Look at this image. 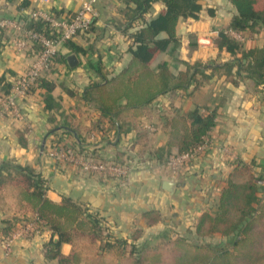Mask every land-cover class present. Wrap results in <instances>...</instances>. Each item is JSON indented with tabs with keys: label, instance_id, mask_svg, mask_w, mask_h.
Listing matches in <instances>:
<instances>
[{
	"label": "crops",
	"instance_id": "0c3cea01",
	"mask_svg": "<svg viewBox=\"0 0 264 264\" xmlns=\"http://www.w3.org/2000/svg\"><path fill=\"white\" fill-rule=\"evenodd\" d=\"M30 1L24 6L23 0H0V74L5 73L10 80L24 72L36 55L34 43L27 38L24 19L41 10L70 16L85 0ZM200 2L203 7L198 18H180L178 46L156 53L152 66L167 61L173 71L180 72L197 60L223 62L235 57L216 43L217 31L230 25L238 12L235 4L232 0ZM95 6L92 28L73 38L83 50L63 45L48 75L55 82L50 91L55 105L47 107L48 91L37 86L19 100L21 117L3 113L0 107V165L15 161L33 167L47 179L50 199L59 202L70 196L84 202L99 211L118 236L131 240L138 231L134 241L147 245L158 240L156 245H163L167 238L187 236L190 231L195 234L199 212L217 201L228 178L242 172L249 175L245 179L253 174L264 177V84L248 77L235 83L221 69L198 89H176L159 95L137 120L126 111L121 119L136 121L129 124L128 131L117 135L113 127L105 131L96 125L100 111L83 98L82 91L100 78L99 66L113 76L129 64L133 44L130 32L143 19L125 30L126 0H97ZM165 7L163 0L155 1L145 19ZM244 35L246 48L264 45V28L246 30ZM71 53L78 57L75 65L68 60ZM236 69L235 66L233 71ZM196 106L205 112L215 110L217 122L202 152L178 160L179 147L169 141L179 124L170 120ZM105 121L108 127L110 122ZM65 122L70 123L68 130ZM53 144L72 148L79 158L87 151L95 152L124 171L88 172L78 162L50 155ZM226 146L233 149V156L225 151ZM164 177L179 182L174 194L163 189ZM256 179L264 183V179ZM21 191L10 184L0 188V264H59L57 258L46 254L44 244L52 235L50 229L32 237L18 234L7 250L2 240V220L26 210L22 208L27 202ZM149 210H158L159 219L151 220L146 214ZM100 243L97 239L96 248ZM72 248V243H62L63 253H70ZM83 255L82 264L102 256L88 250H83Z\"/></svg>",
	"mask_w": 264,
	"mask_h": 264
},
{
	"label": "trees",
	"instance_id": "16d2710c",
	"mask_svg": "<svg viewBox=\"0 0 264 264\" xmlns=\"http://www.w3.org/2000/svg\"><path fill=\"white\" fill-rule=\"evenodd\" d=\"M155 1L126 0L125 30L143 19V23L130 32L133 38L129 49L132 58L113 76L99 66L100 78L93 80L82 91L83 98L100 111L96 125L105 131L113 127L116 135L128 131L133 121L136 124L135 120L146 114L149 105L159 95L176 89H198L221 69L235 83L248 77L264 84V45L246 48L243 40L224 30L231 28L244 34L246 30L255 32L264 28V0H232L238 12L230 25L220 30L216 43L235 55L233 59L223 62L216 59L197 60L188 63L186 70L180 72L173 71L167 61L152 66V58L160 51L178 46L177 24L180 18H198L203 5L200 0H163L166 7L157 15L145 19ZM30 2L23 0V5L27 6ZM24 20L26 29L51 34L44 18L30 16ZM162 32L167 34L162 35ZM64 45L76 51L83 50L73 39L67 40ZM34 47L39 51L43 46L35 40ZM238 52H241L240 56ZM235 66L236 72L233 71ZM53 68L39 76L31 88V92L37 86L47 89L48 108L55 105L50 92L55 82L48 78ZM13 81L5 73L0 74V92H10ZM126 111L135 120H122ZM216 117L215 110L205 112L200 106L173 117L170 122L179 124V128L169 141L170 145L176 144L181 154L203 144L216 125ZM106 119L110 127H106ZM64 124L68 130L70 123ZM93 155L100 157L95 152ZM258 178L264 179L260 175ZM9 184L22 190L27 204L22 207L26 209L24 212L2 220V240L12 237L21 223H33V227L25 233L29 237L50 229L52 235L44 244L46 254L57 258L59 264H82L83 250L100 255L111 254L118 259V264H264V183L253 176L245 180L228 178L220 189L216 203L202 209L197 216V238L219 233L231 237L229 245L204 243L179 235L163 245L146 246L134 241L138 231L131 235V240L130 237L118 236L106 224V218L84 202L70 196L59 202L50 199L47 196V179L43 174L15 161H4L0 165V188ZM146 214L151 220L160 216L158 210H149ZM97 239L101 241L98 248L95 245ZM63 242L73 244L70 253L62 252Z\"/></svg>",
	"mask_w": 264,
	"mask_h": 264
},
{
	"label": "built area",
	"instance_id": "2783aa9c",
	"mask_svg": "<svg viewBox=\"0 0 264 264\" xmlns=\"http://www.w3.org/2000/svg\"><path fill=\"white\" fill-rule=\"evenodd\" d=\"M97 0H85L79 9L70 16H59L53 11H35L33 16L44 18L51 29V34L26 29L27 38L33 43L35 40L41 42L42 48L36 51L35 59L30 66L22 73L14 77V84L10 92L4 94L0 92V107L3 113H11L14 116L21 117V110L19 107V100L27 96L31 92V88L36 82L37 78L46 71H49L55 64V57L59 54L60 48L64 43L73 39L80 33L88 32L93 25V19L96 13ZM6 24V22H3ZM221 29L217 32L219 33ZM234 37L243 40L245 35L241 32L231 28L224 29ZM208 140L196 148L181 153L176 159L183 160L189 158L196 152H202L206 148ZM54 145V144H53ZM225 151L231 156L234 155L233 149L230 146L225 147ZM50 155L57 159H68L78 164L88 172H107V173H122L124 169L122 166L110 161L103 160L101 157L93 155V152H88L79 158L72 148L61 146L51 147ZM33 227V223L26 225L20 224L19 228L15 231L12 237L5 241L7 250H10L13 238L22 233H26L28 229Z\"/></svg>",
	"mask_w": 264,
	"mask_h": 264
},
{
	"label": "rangeland",
	"instance_id": "374dc122",
	"mask_svg": "<svg viewBox=\"0 0 264 264\" xmlns=\"http://www.w3.org/2000/svg\"><path fill=\"white\" fill-rule=\"evenodd\" d=\"M248 173H244L242 172V174H239V175H235V179L237 180H245V177H248ZM253 176H255L253 174ZM255 177H259V176H255ZM216 202H213V204H215ZM187 237L189 239H192V240H197L199 242H209V243H212V244H221V245H229V240L231 237L229 236H225V235H221L219 233H214V234H210V235H207V236H204V237H198L195 236V234L191 233V231L187 234ZM167 238L166 242L167 241H171L173 238ZM158 240L156 241H150V244H147L146 246H154L156 245ZM140 243L144 244L145 245V242H142L140 241ZM100 261V263H98ZM118 259L111 255V254H108V255H102L101 257H97L95 259H92L91 261H89L87 264H118Z\"/></svg>",
	"mask_w": 264,
	"mask_h": 264
},
{
	"label": "water",
	"instance_id": "95a60500",
	"mask_svg": "<svg viewBox=\"0 0 264 264\" xmlns=\"http://www.w3.org/2000/svg\"><path fill=\"white\" fill-rule=\"evenodd\" d=\"M68 60L71 65H75L77 63L78 57L75 53H71L68 55ZM179 182L170 177H164L162 180V187L170 194H174L177 190Z\"/></svg>",
	"mask_w": 264,
	"mask_h": 264
}]
</instances>
